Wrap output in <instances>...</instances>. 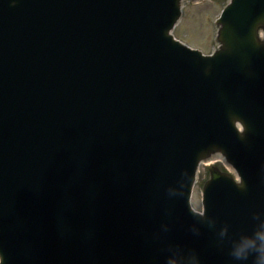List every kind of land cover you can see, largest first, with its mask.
I'll return each mask as SVG.
<instances>
[{
	"label": "water",
	"instance_id": "95a60500",
	"mask_svg": "<svg viewBox=\"0 0 264 264\" xmlns=\"http://www.w3.org/2000/svg\"><path fill=\"white\" fill-rule=\"evenodd\" d=\"M185 1L0 0V264H256L264 0L227 1L211 55Z\"/></svg>",
	"mask_w": 264,
	"mask_h": 264
},
{
	"label": "rangeland",
	"instance_id": "374dc122",
	"mask_svg": "<svg viewBox=\"0 0 264 264\" xmlns=\"http://www.w3.org/2000/svg\"><path fill=\"white\" fill-rule=\"evenodd\" d=\"M226 2L227 0L186 1L182 19L175 27L174 34L191 47L199 48L205 54L211 53L215 45V20ZM206 174L207 166L202 164L192 199L193 206L199 210L202 208L201 186Z\"/></svg>",
	"mask_w": 264,
	"mask_h": 264
},
{
	"label": "clouds",
	"instance_id": "9594fccd",
	"mask_svg": "<svg viewBox=\"0 0 264 264\" xmlns=\"http://www.w3.org/2000/svg\"><path fill=\"white\" fill-rule=\"evenodd\" d=\"M251 252H255L256 264H264V221L250 238H243L234 249L237 259H245Z\"/></svg>",
	"mask_w": 264,
	"mask_h": 264
}]
</instances>
